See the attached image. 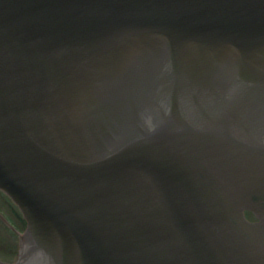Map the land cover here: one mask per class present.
Returning <instances> with one entry per match:
<instances>
[{
    "label": "water",
    "instance_id": "obj_1",
    "mask_svg": "<svg viewBox=\"0 0 264 264\" xmlns=\"http://www.w3.org/2000/svg\"><path fill=\"white\" fill-rule=\"evenodd\" d=\"M0 189L13 264H264V0H0Z\"/></svg>",
    "mask_w": 264,
    "mask_h": 264
},
{
    "label": "flooded vegetation",
    "instance_id": "obj_2",
    "mask_svg": "<svg viewBox=\"0 0 264 264\" xmlns=\"http://www.w3.org/2000/svg\"><path fill=\"white\" fill-rule=\"evenodd\" d=\"M0 213L10 222L12 226H15V208L14 205L0 193ZM0 227L3 232L0 234V252H11L10 245L11 239L14 237V231L0 218Z\"/></svg>",
    "mask_w": 264,
    "mask_h": 264
}]
</instances>
